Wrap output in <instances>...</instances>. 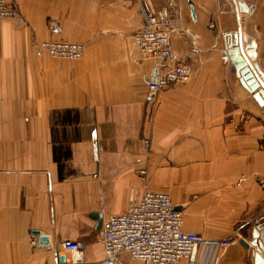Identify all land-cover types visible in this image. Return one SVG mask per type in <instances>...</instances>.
<instances>
[{
	"label": "crops",
	"instance_id": "1",
	"mask_svg": "<svg viewBox=\"0 0 264 264\" xmlns=\"http://www.w3.org/2000/svg\"><path fill=\"white\" fill-rule=\"evenodd\" d=\"M4 1L22 22L0 18V264H76L65 240L84 243V264H104L98 219L125 212L131 189L168 193L186 231L232 239L201 245L195 264H255L264 110L226 53L247 33L264 75V4L244 0L245 12L239 0ZM148 15L171 19L172 61L191 71L154 95L155 60L133 38ZM44 40L85 51L51 57L37 48ZM115 264L145 263L124 251Z\"/></svg>",
	"mask_w": 264,
	"mask_h": 264
},
{
	"label": "built area",
	"instance_id": "2",
	"mask_svg": "<svg viewBox=\"0 0 264 264\" xmlns=\"http://www.w3.org/2000/svg\"><path fill=\"white\" fill-rule=\"evenodd\" d=\"M257 3L264 4V0H257ZM256 5L250 3L251 9ZM0 18L12 19L18 24L22 22L18 10L4 0H0ZM175 29L169 17L148 15L133 34L140 54L151 57L156 63V73L148 81L150 95L174 84L185 83L191 77L188 66L172 61L170 35ZM37 48L51 57L73 60L80 59L85 51L83 44L64 40L40 41ZM144 145L149 148L150 141L145 139ZM146 174V169H140L142 182H146ZM242 180L239 179L237 185ZM254 226L257 230H264V215L254 220ZM100 236L104 264L119 263L124 251L145 264H180L182 259H186L188 264H195L196 252L201 245L226 248L232 243L230 237L208 239L200 233L184 230L183 212L174 210L171 196L148 189L140 194L131 189L126 211L103 218ZM63 246L72 253L73 263L84 264L83 242L65 240Z\"/></svg>",
	"mask_w": 264,
	"mask_h": 264
},
{
	"label": "water",
	"instance_id": "3",
	"mask_svg": "<svg viewBox=\"0 0 264 264\" xmlns=\"http://www.w3.org/2000/svg\"><path fill=\"white\" fill-rule=\"evenodd\" d=\"M239 5L242 11H248L247 4L244 0H239ZM247 31L252 34L251 30ZM237 36V45L227 51L226 55L232 62L241 84L247 90L253 92L255 100L264 110V75L255 63L256 43L252 37L247 35V33L243 34L239 31ZM178 209V207H174V210ZM101 222V218L98 219L99 226L101 225ZM36 234H39V232H36ZM40 240H47V238L40 235ZM257 242L258 249L255 253V264H264V258L260 255V253L264 255V230H257V228L254 227L250 244L254 245ZM240 243L245 247H249V243L246 241L240 240Z\"/></svg>",
	"mask_w": 264,
	"mask_h": 264
}]
</instances>
